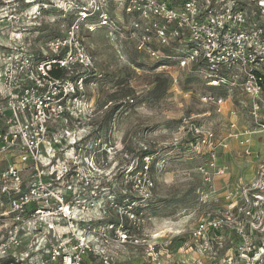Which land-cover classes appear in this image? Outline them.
Instances as JSON below:
<instances>
[{
	"label": "built area",
	"instance_id": "1",
	"mask_svg": "<svg viewBox=\"0 0 264 264\" xmlns=\"http://www.w3.org/2000/svg\"><path fill=\"white\" fill-rule=\"evenodd\" d=\"M112 2L132 17L127 39L137 53L161 60L172 52L181 68L199 66L209 86L241 88L251 101L253 120L259 122L257 132H264V26L245 9L234 0H87L77 5L79 19L83 23L96 16L99 26L122 34V26L109 14ZM79 31L74 24L66 38L55 39L45 60L14 50L0 59V161L5 157L7 163L0 168V197L8 203L0 212V264H119L113 245L143 247L148 264H165L172 239L150 241L128 226L143 221L144 213L137 209L152 198L154 183L144 179L151 156H145V169L132 184L136 199L120 208L117 223L91 222L92 211L106 212L96 206L97 194L83 196L94 186V172L102 164V140L85 129V121L97 112L86 77H69L77 68L86 72L94 67ZM54 68L66 70L67 77H55ZM203 101L221 113L226 99L206 95ZM181 131L189 146L204 148L207 155L198 167L207 189L198 192L204 211L191 232L193 264H264V210L258 208L264 201V163L251 183L224 189L228 210L213 214L204 207L218 194L216 178L228 170L219 164L220 142L213 130L191 118L184 120ZM231 137L240 139L244 153L252 155L247 135ZM86 142L92 150L88 156L83 155ZM28 164L32 176L24 182L22 165ZM245 218L255 222L246 224Z\"/></svg>",
	"mask_w": 264,
	"mask_h": 264
},
{
	"label": "rangeland",
	"instance_id": "2",
	"mask_svg": "<svg viewBox=\"0 0 264 264\" xmlns=\"http://www.w3.org/2000/svg\"><path fill=\"white\" fill-rule=\"evenodd\" d=\"M214 1L221 4V0ZM234 1L253 21L264 26V0ZM84 2L88 4L87 0H0V59L13 50L35 59L51 56L50 44L57 38H66L72 25H80V39L94 65L82 75L88 77L90 95L97 108L96 114L85 121V129L102 140L98 153L102 164L94 172V186L83 196L97 194L100 200L96 206L106 210L92 211L91 222L105 226L117 220L120 208L137 196L132 184L141 176V170L145 169L144 158L149 155L151 166L143 176L154 183L150 191L152 198L140 207L143 221L138 226L130 222L129 229L146 235L150 241L154 237H170L171 256L164 258L165 264H193L195 255L189 250L191 232L204 211L199 207L198 192L207 189L198 167L206 162L207 155L204 148L189 146L183 139L184 120L191 118L213 130L220 142L219 164L228 170L223 178H216L214 186L218 194L211 195L209 204L204 207L213 214L228 210L229 203L221 196L224 189L247 185L257 178L264 163V132H257L259 122L253 120L251 101L241 88L211 87L200 69L196 72L190 66L181 68L178 59L166 63V58L156 60L137 53L134 44L127 39L132 17L116 2L110 4L109 14L122 26V34L99 26L96 16L82 23L77 5ZM159 64L166 65L155 69ZM1 81L0 93L3 91ZM206 95L226 99L221 113L216 105L203 101ZM116 105L122 108L111 123H104L106 113ZM261 109L264 122V104ZM235 134L250 138L251 156L244 153L240 139L231 137ZM87 144L83 147L85 156L92 153ZM5 160L4 157L0 161V168L7 165ZM14 161L20 163L18 157ZM22 168V180L29 182L33 169L30 164ZM238 206H243L242 201ZM7 208L6 199L0 197V212ZM258 208L264 210V201ZM261 219L264 223V216ZM244 221L248 224L255 219L245 218ZM110 249L119 264L149 263L143 247L113 245ZM229 249L232 254L233 244Z\"/></svg>",
	"mask_w": 264,
	"mask_h": 264
},
{
	"label": "trees",
	"instance_id": "3",
	"mask_svg": "<svg viewBox=\"0 0 264 264\" xmlns=\"http://www.w3.org/2000/svg\"><path fill=\"white\" fill-rule=\"evenodd\" d=\"M239 9H241V8H239ZM168 54H167V59L169 60H165V62L167 63H169L171 60H173V54H172V52H167ZM48 57H51V56H48ZM35 58V57H34ZM38 61H42V60H45V59H47V56L45 57V56H43V57H40V59L39 58H36ZM163 65H166V64H159L158 66H156L155 67V69H157V68H159L160 66H163ZM200 69V67L199 66H193L192 68H191V70H194V71H198ZM52 74L55 76V77H57V78H65V77H67V71L66 70H63V69H56V68H54L53 70H52ZM83 74V72L80 70V69H76L69 77L70 78H76V77H79V76H85V75H82ZM85 77H87V76H85ZM88 79V77L86 78V80ZM87 82H88V80H87ZM166 86V85H165ZM122 108V106L121 105H116V106H114L113 108H111L107 113H106V115H105V119H104V123H105V121H106V123L108 122V123H111V120H112V118H114V116L116 115V112H118L120 109ZM146 154H149V152H147ZM131 199H136V198H131ZM147 205L148 203H144L143 205ZM143 205H141L140 207H142ZM140 207L137 209V211H143V210H141L140 209ZM112 223H117V220L115 221V222H112ZM9 262H10V260H6L5 261V264H9Z\"/></svg>",
	"mask_w": 264,
	"mask_h": 264
}]
</instances>
